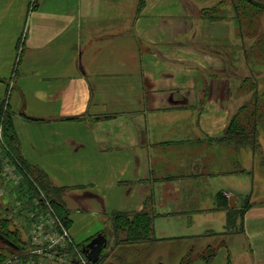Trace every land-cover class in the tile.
Returning <instances> with one entry per match:
<instances>
[{
  "label": "crops",
  "instance_id": "1",
  "mask_svg": "<svg viewBox=\"0 0 264 264\" xmlns=\"http://www.w3.org/2000/svg\"><path fill=\"white\" fill-rule=\"evenodd\" d=\"M199 4L0 0V99L20 153L65 188L77 244L111 212L151 213L156 241L128 247L129 264H264V162L223 139L242 104L257 112L255 73L264 102V28Z\"/></svg>",
  "mask_w": 264,
  "mask_h": 264
},
{
  "label": "trees",
  "instance_id": "2",
  "mask_svg": "<svg viewBox=\"0 0 264 264\" xmlns=\"http://www.w3.org/2000/svg\"><path fill=\"white\" fill-rule=\"evenodd\" d=\"M218 2V6L213 5L209 7H202L200 8L199 12L202 16L207 17L208 19L216 20L224 18L226 16L223 15L224 12L231 10L233 18H235L236 21H239V26L242 23L241 20H244L242 18L250 16L251 18L249 19L251 20H248V23L252 24V26L257 29H261L262 27L264 28V0H229L228 3L224 2V0H219ZM255 19L256 22L254 21ZM254 75H257V73ZM254 75V78L251 77V84L255 88L253 93L254 101H252V103L256 109L258 108L256 107L258 106V92L256 80L257 77ZM262 92L264 94V90H262ZM263 94L261 93V95ZM240 115H244L245 117H255L256 114H254V112H250L249 109L246 110V103L242 104L231 117L223 139L227 141L232 140L235 148H238V146H244V148L249 149L253 156L254 165L257 167V165H261L264 162V150L262 149L260 141L257 139L259 125L256 124L255 120H252V122L247 120L246 123H244L246 125L242 123L240 124L238 120ZM261 117H263L262 122L264 124V116L261 115ZM0 131L1 153L4 152V156L7 157V159L23 174V180L21 183L26 186V189L24 190H26L27 194H29L31 197L42 193L44 198L49 202L48 204L51 205L59 218L64 222V225L69 226L70 219L68 210L61 199V193L65 188L53 186L50 183L48 176L42 170L36 166L29 165L24 160L20 153L18 138L13 126L12 112L9 109V105L5 99H0ZM220 200L222 202L219 203V206H223L224 209L228 210L229 212L226 219V227L230 229H237L235 228V222L232 218V214L234 211H236V209H228L227 200H225V198ZM30 204L31 200H29L28 205L21 206V208L18 209V214L25 217L26 222H28V226L29 222L31 221L28 217V213L31 211L32 207L35 206ZM48 204L43 202L39 205L47 206ZM109 219L110 226L106 227L102 232H100V234L104 235L106 239H110L108 236H106V230H108L111 238L113 239V244L111 247L107 245L103 247L104 249L106 247H110V249L106 254L102 253V250L98 256V259L94 263L89 264H102L107 257L108 260L106 264H129L126 254L128 247H133L137 244H150L156 241L152 231V215L148 211L131 213L117 211L111 212L109 214ZM6 221L7 220L3 219L1 223L5 226ZM14 232L6 233V238H8L10 241L7 245H3L0 248V263L17 252V249H24L27 246V241H22L18 238H15ZM92 238L93 237L78 244L76 243V247L82 251ZM19 241L21 242L18 243ZM15 245H17V247ZM213 255L214 250L208 245L204 248L203 252L199 253L198 256L204 260H210ZM191 260L192 254L187 253L180 259L179 264H188ZM154 264L163 263L157 262Z\"/></svg>",
  "mask_w": 264,
  "mask_h": 264
},
{
  "label": "rangeland",
  "instance_id": "3",
  "mask_svg": "<svg viewBox=\"0 0 264 264\" xmlns=\"http://www.w3.org/2000/svg\"><path fill=\"white\" fill-rule=\"evenodd\" d=\"M218 1L219 0H200L199 1V3H200L199 8L209 7L211 5H217L218 6V3H219ZM224 2L228 3L229 0H224ZM238 11H239V9H238ZM230 12H231V10L225 11L223 15H229ZM217 14H218V11H217ZM249 18H251V17L246 16L245 18H242V19H244V20H241L242 23H244L245 26H247V24H248L251 28H253L254 30H257V28L252 26V24L248 23V20H251ZM254 21L256 22V19ZM261 40L264 44V37H261ZM256 55H257V52H256ZM5 80H7V79H5ZM257 104L259 107L256 106L258 108L256 110L257 112H256L255 117H253V116H251V117L246 116L245 117L244 115H240L238 120H239L240 124L246 123L247 120L251 121V122H252V120H255L256 124L259 125V128H262L264 130V124L262 122L263 117H261V114L263 115V113H264V102L262 103L260 100H258ZM244 125H246V124H244ZM258 130L262 131V133L258 132L257 139H258V141H260L262 148H264V131L261 129H258ZM0 140H1V134H0ZM229 151L231 153H233V157H234L233 149L229 150ZM3 153L4 152L1 153V149H0V248L3 245L4 246L7 245L10 241L8 238H6V233L7 232H14V231H15L14 232L15 238H18L22 241L25 240V241H27L26 244H29V242H28V239H29L28 225H27L28 222H26V219L24 216L18 214V209L21 208V206L28 205L29 200H31L30 205L41 204L43 202L47 203V204L49 203L44 198L42 193H39L38 195H35L32 197L29 194H27L26 190H24V189H26V186H24L21 183L23 180V177H22L23 174L16 167L13 169V172L11 173L12 177H9V178L6 177L7 176L6 174H8V173L4 174V172L6 170L7 171L10 170V168L7 167V165H8L7 163L8 162L10 164H12V163L9 160H7V157H5ZM13 176H14V178H13ZM21 190H24V191H21ZM253 199L259 200L260 198H257V197L255 198V196H252L251 198H246L245 200L241 199L240 200V206L245 204V201L253 200ZM239 214H240V211H239ZM3 219L7 220L5 226H4V224L1 223L3 221ZM69 226H66V229L69 230ZM3 232H4V234H3ZM106 236L111 238L108 230H106ZM111 240H113V239L111 238ZM20 242L21 241H19L18 243H20ZM107 244H109V242H107ZM15 246L17 247V245H15ZM108 246H110V245H108ZM110 247L109 248L106 247L105 249L102 248L101 249V251L103 250L102 253L106 254L108 252V250L110 249ZM68 249L69 250L66 251V253H64L65 258H66V259H64L65 260L64 264H82L81 262H79V263L76 262V259H75V258H77L75 256L76 252L74 250H72L71 247ZM18 250H22V248H19L16 251H18ZM82 251L84 252V250H82ZM74 252H75V254H74ZM14 254H16V252ZM71 257H72V259H71ZM8 258H6V259H8ZM5 260L3 262H5ZM107 260H108V257L105 258V261L102 264H106Z\"/></svg>",
  "mask_w": 264,
  "mask_h": 264
},
{
  "label": "built area",
  "instance_id": "4",
  "mask_svg": "<svg viewBox=\"0 0 264 264\" xmlns=\"http://www.w3.org/2000/svg\"><path fill=\"white\" fill-rule=\"evenodd\" d=\"M7 164L10 170H6L4 174L8 173L5 176L9 178L12 177L15 166L9 162ZM28 217L31 220L28 226L29 244L0 264H64V253L70 247L76 252L77 263H90L86 255L76 247L69 230L49 204H36Z\"/></svg>",
  "mask_w": 264,
  "mask_h": 264
},
{
  "label": "water",
  "instance_id": "5",
  "mask_svg": "<svg viewBox=\"0 0 264 264\" xmlns=\"http://www.w3.org/2000/svg\"><path fill=\"white\" fill-rule=\"evenodd\" d=\"M230 206H234V196L230 197ZM106 246V238L102 234L94 236L85 246L84 253L87 259L94 263L101 252V249Z\"/></svg>",
  "mask_w": 264,
  "mask_h": 264
}]
</instances>
